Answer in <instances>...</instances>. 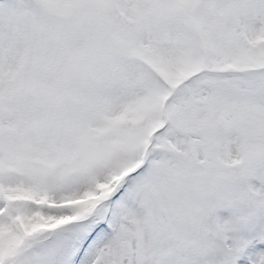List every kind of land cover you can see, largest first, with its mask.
Returning a JSON list of instances; mask_svg holds the SVG:
<instances>
[{"label": "snow or ice", "instance_id": "snow-or-ice-1", "mask_svg": "<svg viewBox=\"0 0 264 264\" xmlns=\"http://www.w3.org/2000/svg\"><path fill=\"white\" fill-rule=\"evenodd\" d=\"M0 264H264V0H0Z\"/></svg>", "mask_w": 264, "mask_h": 264}]
</instances>
